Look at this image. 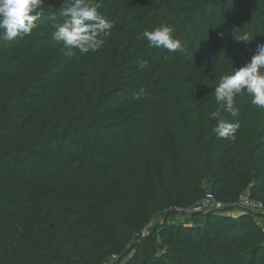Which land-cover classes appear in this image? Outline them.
<instances>
[{
  "label": "trees",
  "instance_id": "16d2710c",
  "mask_svg": "<svg viewBox=\"0 0 264 264\" xmlns=\"http://www.w3.org/2000/svg\"><path fill=\"white\" fill-rule=\"evenodd\" d=\"M93 2L113 25L95 52L65 55L43 17L0 39V264H264V109L235 98V139L211 118L264 0ZM161 24L184 52L137 39ZM246 194L262 209L233 217Z\"/></svg>",
  "mask_w": 264,
  "mask_h": 264
},
{
  "label": "clouds",
  "instance_id": "9594fccd",
  "mask_svg": "<svg viewBox=\"0 0 264 264\" xmlns=\"http://www.w3.org/2000/svg\"><path fill=\"white\" fill-rule=\"evenodd\" d=\"M44 4L45 0H0V39L11 42L30 35L42 17L52 24L55 29L52 37L62 42L68 56L75 55L74 50L81 54L95 52L105 43L104 37L110 35L113 25L98 12V2L61 0L58 11L62 21L57 19L56 13L45 16ZM173 31L171 26L161 24L151 31L144 30L137 39L143 37L152 48L184 52V46L174 38ZM235 39L245 44L253 40L247 34ZM145 66L146 62L140 63V67ZM213 92L217 109L211 113V118L217 123L212 131L218 138L235 139L239 122H229L222 113L237 117L239 109L235 106V98L245 92L251 96L253 105L264 109V43L257 44L250 61L239 68L232 66L231 74L222 76ZM237 212L229 211L233 217H237Z\"/></svg>",
  "mask_w": 264,
  "mask_h": 264
},
{
  "label": "built area",
  "instance_id": "2783aa9c",
  "mask_svg": "<svg viewBox=\"0 0 264 264\" xmlns=\"http://www.w3.org/2000/svg\"><path fill=\"white\" fill-rule=\"evenodd\" d=\"M209 198H211V196H209ZM209 198L207 199V202L205 204L206 206H208V204L210 202ZM216 208L221 209L222 205L217 204ZM237 208L239 209V211L237 212L236 216L239 217V216L246 214L248 209H252V208L262 209V204H257L255 202H252V200L250 199V195L246 194V195L242 196L241 202L237 205ZM201 210H202V207L194 208V211H201Z\"/></svg>",
  "mask_w": 264,
  "mask_h": 264
}]
</instances>
